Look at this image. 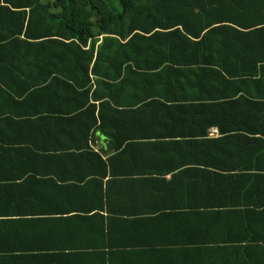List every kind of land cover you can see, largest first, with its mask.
<instances>
[{
    "label": "crops",
    "instance_id": "0c3cea01",
    "mask_svg": "<svg viewBox=\"0 0 264 264\" xmlns=\"http://www.w3.org/2000/svg\"><path fill=\"white\" fill-rule=\"evenodd\" d=\"M197 4L192 31L231 38L264 29V0ZM128 85L113 94L115 106L129 112L113 128V142L131 152L105 174L94 160L0 161V258L8 264H264V191L217 189L235 174L252 178L255 167H264L254 153L262 145L264 115L216 110L215 97L224 93L219 85L174 93L158 89V82ZM148 94L153 105L134 114L131 104ZM190 99L198 110L182 112ZM240 136L239 149L248 156L228 155L233 145L226 139ZM110 139L97 132L89 144L108 154Z\"/></svg>",
    "mask_w": 264,
    "mask_h": 264
},
{
    "label": "trees",
    "instance_id": "16d2710c",
    "mask_svg": "<svg viewBox=\"0 0 264 264\" xmlns=\"http://www.w3.org/2000/svg\"><path fill=\"white\" fill-rule=\"evenodd\" d=\"M116 1L118 10L109 0H0V134L29 136H0V161L94 160L105 174L113 160L131 152L128 144L121 148L122 142H113V128L123 125L129 113L115 106L113 94L130 82L133 88L158 82L167 93L219 85L224 93L215 97L220 99L216 110L264 115V36L246 35L264 29L214 38L212 29L192 31L189 23L201 11V0ZM163 94L158 97L166 98ZM150 96L131 104L134 114L153 105ZM198 106L193 102L181 110L193 112ZM97 132L111 138L113 152L90 147ZM261 135L254 153L264 163ZM244 137L227 138L233 150L226 153L248 156L239 149ZM255 169L252 178L235 174L217 189L264 191V167ZM0 264L8 262L0 258Z\"/></svg>",
    "mask_w": 264,
    "mask_h": 264
},
{
    "label": "rangeland",
    "instance_id": "374dc122",
    "mask_svg": "<svg viewBox=\"0 0 264 264\" xmlns=\"http://www.w3.org/2000/svg\"><path fill=\"white\" fill-rule=\"evenodd\" d=\"M110 1V4H111V7L114 9V10H118L119 9V5L117 3L116 0H109Z\"/></svg>",
    "mask_w": 264,
    "mask_h": 264
}]
</instances>
